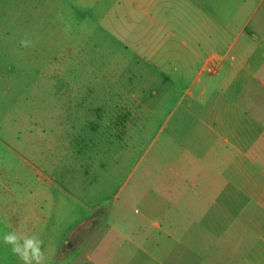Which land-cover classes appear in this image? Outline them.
Returning a JSON list of instances; mask_svg holds the SVG:
<instances>
[{
	"label": "rangeland",
	"instance_id": "obj_1",
	"mask_svg": "<svg viewBox=\"0 0 264 264\" xmlns=\"http://www.w3.org/2000/svg\"><path fill=\"white\" fill-rule=\"evenodd\" d=\"M145 2L0 0V235H39L46 264H153L154 221L184 213L214 94L187 95L191 30Z\"/></svg>",
	"mask_w": 264,
	"mask_h": 264
},
{
	"label": "crops",
	"instance_id": "obj_2",
	"mask_svg": "<svg viewBox=\"0 0 264 264\" xmlns=\"http://www.w3.org/2000/svg\"><path fill=\"white\" fill-rule=\"evenodd\" d=\"M148 3L191 30L186 61L199 69L187 95L196 100L197 83L202 101L214 94L187 141L173 201L184 213L153 223V264H264V0Z\"/></svg>",
	"mask_w": 264,
	"mask_h": 264
},
{
	"label": "clouds",
	"instance_id": "obj_3",
	"mask_svg": "<svg viewBox=\"0 0 264 264\" xmlns=\"http://www.w3.org/2000/svg\"><path fill=\"white\" fill-rule=\"evenodd\" d=\"M22 47H31L32 41L21 39ZM0 242L10 248L11 255L16 257L20 264H46L47 257L44 250V241L37 234L26 235L16 230L5 231L0 235Z\"/></svg>",
	"mask_w": 264,
	"mask_h": 264
}]
</instances>
